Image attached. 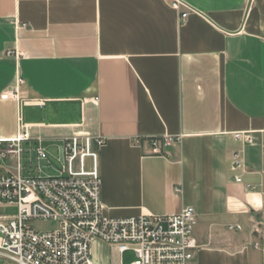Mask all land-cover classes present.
<instances>
[{
  "label": "crops",
  "instance_id": "0c3cea01",
  "mask_svg": "<svg viewBox=\"0 0 264 264\" xmlns=\"http://www.w3.org/2000/svg\"><path fill=\"white\" fill-rule=\"evenodd\" d=\"M182 2L0 0V95L25 82L0 100V139L24 126L52 152L75 133L100 137L105 217L193 207L189 264H264V0ZM167 135L182 138L151 155L147 139ZM235 152L245 170L233 173ZM107 249L94 242L92 264H117Z\"/></svg>",
  "mask_w": 264,
  "mask_h": 264
},
{
  "label": "built area",
  "instance_id": "2783aa9c",
  "mask_svg": "<svg viewBox=\"0 0 264 264\" xmlns=\"http://www.w3.org/2000/svg\"><path fill=\"white\" fill-rule=\"evenodd\" d=\"M171 6L178 11L185 7L182 0H171ZM186 16L187 12L182 13L181 20ZM6 55L19 56L10 51ZM24 85L17 76L0 100H19ZM260 133L264 156V129ZM231 135L236 142L253 140L249 132ZM181 138L147 139L150 154L168 155V149ZM140 143L135 141V145ZM23 144L27 148L23 149ZM103 144L100 137L75 133L50 152L24 126L14 137L0 139V208L16 209L14 215L0 217V264H92L91 246L96 241L118 255L117 264L127 251L134 254L128 264H189L195 258L199 246L193 237L197 223L193 207L162 217L108 218L102 214L98 159ZM25 152L28 162L34 161L32 169L22 166ZM6 159L11 163L6 164ZM231 170H245L240 152L232 155ZM233 181L240 182V176L234 174ZM38 221L52 222L56 227L37 230L32 223ZM227 229L242 230L238 224H229ZM251 232L263 235L259 224Z\"/></svg>",
  "mask_w": 264,
  "mask_h": 264
},
{
  "label": "rangeland",
  "instance_id": "374dc122",
  "mask_svg": "<svg viewBox=\"0 0 264 264\" xmlns=\"http://www.w3.org/2000/svg\"><path fill=\"white\" fill-rule=\"evenodd\" d=\"M25 148H27V144H23V149H25ZM28 157H29V154L27 152L23 153L22 157H21V163H22L23 167H29L30 169H32L33 168L32 165H33L34 161L28 162ZM31 157H32V155H31ZM4 162L6 164L11 163V161L9 159H6ZM15 213H16V209H14V208H0V217H9V216L14 215ZM32 225L37 230H49V229H53L54 227H56V225L54 223L45 222V221L33 222ZM99 252L104 258L113 255V253L111 252L110 249H107L106 251L100 250ZM116 258L118 259V255L117 256L115 255L114 259H116ZM121 260L124 264L130 263L131 261L134 260L133 252L127 251V252L123 253L121 255Z\"/></svg>",
  "mask_w": 264,
  "mask_h": 264
}]
</instances>
